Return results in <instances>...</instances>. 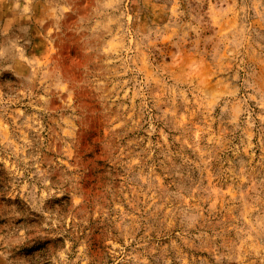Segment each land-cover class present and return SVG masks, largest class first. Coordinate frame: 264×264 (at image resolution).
Returning a JSON list of instances; mask_svg holds the SVG:
<instances>
[{
	"label": "rangeland",
	"instance_id": "rangeland-1",
	"mask_svg": "<svg viewBox=\"0 0 264 264\" xmlns=\"http://www.w3.org/2000/svg\"><path fill=\"white\" fill-rule=\"evenodd\" d=\"M0 264H264V0H0Z\"/></svg>",
	"mask_w": 264,
	"mask_h": 264
}]
</instances>
